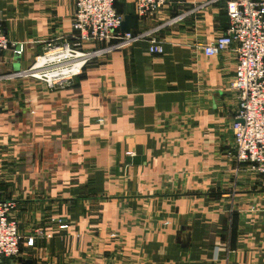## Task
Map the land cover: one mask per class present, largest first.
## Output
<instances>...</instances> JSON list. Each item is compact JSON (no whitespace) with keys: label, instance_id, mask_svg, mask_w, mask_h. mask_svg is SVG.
<instances>
[{"label":"crops","instance_id":"1","mask_svg":"<svg viewBox=\"0 0 264 264\" xmlns=\"http://www.w3.org/2000/svg\"><path fill=\"white\" fill-rule=\"evenodd\" d=\"M225 4L167 0L139 17L116 0L163 52L147 37L50 89L26 70L47 41H71L74 0H0L24 45L0 63V200L21 235L0 264H264V176L237 160L231 129L236 55L201 49L224 33Z\"/></svg>","mask_w":264,"mask_h":264},{"label":"built area","instance_id":"2","mask_svg":"<svg viewBox=\"0 0 264 264\" xmlns=\"http://www.w3.org/2000/svg\"><path fill=\"white\" fill-rule=\"evenodd\" d=\"M115 1L74 0L71 41H47L44 51L34 58L26 73L54 89L80 75L88 61L147 37L148 53L161 54L162 44L148 33L121 30L124 18L115 10ZM133 1L137 15L145 17L167 0ZM225 9L224 33L201 49L206 56L225 50L236 55L234 76L229 81V88L237 95L231 124L236 158L264 176V0H226ZM85 44L93 46L85 48ZM9 50L20 55L24 45L10 41L0 22V63ZM14 206L10 199L0 200V259L14 257L19 252L21 235L11 215ZM58 227L66 228L67 224L61 222ZM33 241L34 237L29 236L25 243L31 246Z\"/></svg>","mask_w":264,"mask_h":264},{"label":"water","instance_id":"3","mask_svg":"<svg viewBox=\"0 0 264 264\" xmlns=\"http://www.w3.org/2000/svg\"><path fill=\"white\" fill-rule=\"evenodd\" d=\"M121 30H123V31L128 30V19H127V17H124V20L121 23Z\"/></svg>","mask_w":264,"mask_h":264}]
</instances>
